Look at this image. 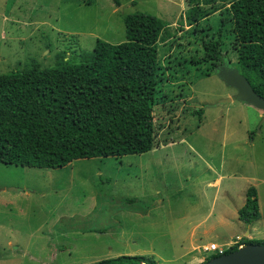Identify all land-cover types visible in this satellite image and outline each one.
Here are the masks:
<instances>
[{
  "label": "rangeland",
  "instance_id": "1",
  "mask_svg": "<svg viewBox=\"0 0 264 264\" xmlns=\"http://www.w3.org/2000/svg\"><path fill=\"white\" fill-rule=\"evenodd\" d=\"M119 2L0 0V73L23 69L32 59L44 68L54 67L59 56L78 63L97 38L121 43L126 13L155 15L169 24L172 35L187 29V0ZM218 15L210 14L199 29L213 26ZM179 40L158 45L160 64L170 67L161 87L171 98L154 107L152 150L81 158L55 169L0 163V199L12 201L0 203V259L93 264L144 255L155 264H188L209 255L203 252L208 243L242 236L247 225L238 223L235 209L250 186L264 219V121L250 105L226 101L234 91L215 73L197 78L206 66L181 63L194 58L199 44L187 45L184 33ZM229 62L235 65L233 58ZM171 73L183 76L184 83L170 82ZM219 172L220 183L208 184ZM26 190L30 195H22ZM223 209L229 217L218 222ZM250 226L259 229L256 221ZM192 228L195 245L201 246L189 253ZM259 232L246 237L264 239V228Z\"/></svg>",
  "mask_w": 264,
  "mask_h": 264
},
{
  "label": "trees",
  "instance_id": "2",
  "mask_svg": "<svg viewBox=\"0 0 264 264\" xmlns=\"http://www.w3.org/2000/svg\"><path fill=\"white\" fill-rule=\"evenodd\" d=\"M112 1L120 5L119 0ZM187 4V29L179 27L180 35L170 34L169 24L155 15L126 13L121 43L97 38L78 63L59 56L54 67L44 68L32 59L23 69L0 73V163L55 169L81 158L152 150L154 107L169 97L161 83L170 67L160 64L158 45L173 46L183 33L187 45L196 41L199 48L194 58L181 63L197 69L206 66L197 78L210 76L215 67L233 58L239 73L264 98V0H187ZM214 12H219L217 22L199 29ZM171 76L170 82L184 83L183 76ZM196 113L200 119L202 110ZM258 217L256 190L250 186L238 219L250 225ZM241 242L264 244V239L242 237ZM237 248L232 246L227 253ZM142 262L155 264L144 255H119L93 264Z\"/></svg>",
  "mask_w": 264,
  "mask_h": 264
},
{
  "label": "water",
  "instance_id": "3",
  "mask_svg": "<svg viewBox=\"0 0 264 264\" xmlns=\"http://www.w3.org/2000/svg\"><path fill=\"white\" fill-rule=\"evenodd\" d=\"M214 73L234 91L226 101H238L261 110V122L264 121V98L253 90L247 78L236 67L230 62H223L215 67ZM202 264H264V244H245Z\"/></svg>",
  "mask_w": 264,
  "mask_h": 264
},
{
  "label": "crops",
  "instance_id": "4",
  "mask_svg": "<svg viewBox=\"0 0 264 264\" xmlns=\"http://www.w3.org/2000/svg\"><path fill=\"white\" fill-rule=\"evenodd\" d=\"M231 94L232 93H228V96H231ZM251 106V105H250ZM251 107H253V106H251ZM254 109H255V111H256V113H257V116L258 117H261L262 116V112H261V110H259V109H257V108H255V107H253ZM210 168H211V166H209ZM221 179H222V174H221V172H219V173H217V176L212 180V181H208V184H210V185H212V186H216V185H218L219 183H220V181H221ZM247 190V189H246ZM22 195H25V196H28V195H30L29 194V192L26 190V191H22ZM12 201L11 200H4V199H0V203H1V205L3 206V204L5 203V204H7V203H11ZM244 204V203H243ZM259 205V217H258V219L256 220V222H257V224H258V226H259V229H261L262 230V228H264L263 226H262V224H264V219L262 218L263 216H261V210H260V203L258 204ZM243 206V205H242ZM241 206V207H242ZM241 207H236V209H235V211L237 212V217H236V219H237V221H238V223L240 222V223H242L239 219H238V210H239V208H241ZM229 217V215H228V212L226 211V210H222L221 212H220V215H218V218H217V221L218 222H223V221H225V220H227V218ZM207 219V217H204L203 219H201V221L200 222H202V221H205ZM197 224H195L194 225V227L196 226ZM193 227V228H194ZM247 227V229L245 230V228H244V230H243V232H242V237H246L247 235L249 236L250 234H251V232H252V234H253V232H254V234L255 233H260L259 232V229H258V231H256L255 232V230H254V227H252V226H250V225H247L246 226ZM192 228V230H190L189 231V233H188V240H189V246H188V252L189 253H191L192 251L191 250H194L196 247H199V246H201V245H195V241H196V238H195V233H196V230H194ZM209 232V230H205L204 231V235H206L207 233ZM248 232V233H247ZM236 236H241V235H239V234H236L235 235V237ZM231 238H233V237H231V236H229L228 237V239L230 240ZM8 245L10 246V245H12V243L10 242V241H8ZM16 249H14V251H15ZM206 257L205 256H203V257H196V258H194L193 257V260H192V262H189L188 264H200V263H202L203 261H204V259H205ZM11 260H9V261H7V262H4L2 259H0V264H14L13 262H10Z\"/></svg>",
  "mask_w": 264,
  "mask_h": 264
},
{
  "label": "built area",
  "instance_id": "5",
  "mask_svg": "<svg viewBox=\"0 0 264 264\" xmlns=\"http://www.w3.org/2000/svg\"><path fill=\"white\" fill-rule=\"evenodd\" d=\"M241 240H242V236H236L233 239H230L228 240V242L223 243V244H217L215 242H211L203 247V252L209 253V255L215 254L216 256H219V255L227 253V251L232 246H237L238 248L244 246L245 244H243ZM141 264H145V263L142 262Z\"/></svg>",
  "mask_w": 264,
  "mask_h": 264
},
{
  "label": "flooded vegetation",
  "instance_id": "6",
  "mask_svg": "<svg viewBox=\"0 0 264 264\" xmlns=\"http://www.w3.org/2000/svg\"><path fill=\"white\" fill-rule=\"evenodd\" d=\"M224 63H228V61H227V60H225V61H224Z\"/></svg>",
  "mask_w": 264,
  "mask_h": 264
}]
</instances>
